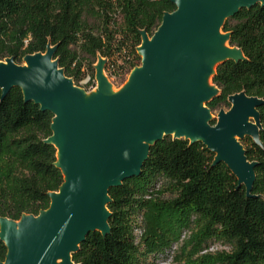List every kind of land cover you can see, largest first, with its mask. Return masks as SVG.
<instances>
[{"label": "trees", "instance_id": "obj_1", "mask_svg": "<svg viewBox=\"0 0 264 264\" xmlns=\"http://www.w3.org/2000/svg\"><path fill=\"white\" fill-rule=\"evenodd\" d=\"M176 8L172 0H0V60L23 64L27 55L53 46L54 59L76 85L86 75L85 61L92 59L94 75L99 57L109 76L122 81L142 63L143 31L153 36L164 14ZM223 31L244 58L217 66L219 93L206 103L212 112L230 109L229 97L242 91L264 100V4L240 9ZM257 109L262 143L241 139L248 160L256 162L250 194L205 144L167 135L150 146L140 175L110 188V232H90L73 261L159 264L193 228L175 264H264V103ZM53 118L20 87L5 96L0 88V216L39 215L63 184L57 148L46 141ZM214 243L230 244L232 251L200 254ZM7 253L0 237V263Z\"/></svg>", "mask_w": 264, "mask_h": 264}, {"label": "water", "instance_id": "obj_2", "mask_svg": "<svg viewBox=\"0 0 264 264\" xmlns=\"http://www.w3.org/2000/svg\"><path fill=\"white\" fill-rule=\"evenodd\" d=\"M172 1L176 10L164 14L153 36L143 31L142 63L119 91L108 82L102 57L93 95L65 75L53 46L27 55V65L12 57L0 60L3 95L20 87L26 100L54 114L53 135L46 141L57 148L56 165L65 179L39 215L0 216V237L8 246L0 264H76L72 254L90 232H110V188L140 175L150 146L167 135L205 144L216 154L215 163H226L251 193L256 162L248 160L241 139L248 135L262 143L257 108L264 100L244 91L231 95L232 106L221 109L212 124L206 103L219 88L202 86L201 80L209 74L213 81L227 59L244 58L229 44L223 25L264 0Z\"/></svg>", "mask_w": 264, "mask_h": 264}, {"label": "rangeland", "instance_id": "obj_3", "mask_svg": "<svg viewBox=\"0 0 264 264\" xmlns=\"http://www.w3.org/2000/svg\"><path fill=\"white\" fill-rule=\"evenodd\" d=\"M101 61H102L101 59H98V61L95 63L94 75L91 73V72H93V70H91V68H90L91 67L90 65L92 63V59H87L85 61V68L84 69H85L86 75L80 81L79 84H80V87L83 88L86 91L87 95H93L94 93L97 92V89L99 87V79H98V71L99 70H98V68L101 66ZM23 64L27 65V62L24 60ZM104 73H105V76H106L108 82L111 84V86L113 88V91L121 90L125 86V84L128 82L129 76H130V73H128L127 75H125L124 79L122 81H120V80H115L114 78H111L109 76V73L106 70H104ZM210 83H211V85H210L211 87L214 86L212 79H211ZM202 86H206V84H204ZM225 108L227 109V107H225ZM219 111L220 110L212 112V116L216 120H218ZM169 194L170 193H166V196L169 197ZM143 233H142V235H143ZM192 233H193V228H191L190 231H187L186 233H183L181 235V237H180V240L178 242L173 243L171 245L172 246V251L170 253V256L168 258H166L164 261H162L161 263H159V264H175L176 263V257L178 255V253L180 252L182 246L191 237ZM214 247H216V248H214ZM207 250H208V253H217V252H224V251L225 252H231L232 251V246L230 244L214 243V244H211V245L205 247L204 249H202L200 251V254L201 255L208 254V253H202V251H207Z\"/></svg>", "mask_w": 264, "mask_h": 264}, {"label": "bare ground", "instance_id": "obj_4", "mask_svg": "<svg viewBox=\"0 0 264 264\" xmlns=\"http://www.w3.org/2000/svg\"><path fill=\"white\" fill-rule=\"evenodd\" d=\"M210 81H211V77H210L209 74H207V75L203 76V78H202V80H201V84H202V85H204V84L207 85V84L210 83ZM59 151H61V148H60Z\"/></svg>", "mask_w": 264, "mask_h": 264}, {"label": "built area", "instance_id": "obj_5", "mask_svg": "<svg viewBox=\"0 0 264 264\" xmlns=\"http://www.w3.org/2000/svg\"><path fill=\"white\" fill-rule=\"evenodd\" d=\"M217 247V246H216ZM216 247H214V248H216ZM202 253H208V250L207 251H202Z\"/></svg>", "mask_w": 264, "mask_h": 264}]
</instances>
